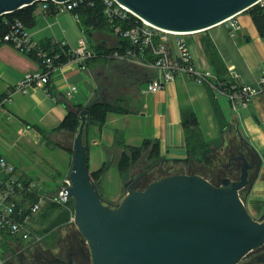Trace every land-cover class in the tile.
Returning <instances> with one entry per match:
<instances>
[{
	"label": "crops",
	"instance_id": "crops-1",
	"mask_svg": "<svg viewBox=\"0 0 264 264\" xmlns=\"http://www.w3.org/2000/svg\"><path fill=\"white\" fill-rule=\"evenodd\" d=\"M32 8L24 15L22 23L31 41L38 47H48L50 42L57 40L73 48L83 38L93 51L99 46L109 50L119 44L109 33L104 35V40L97 42L95 38L98 33L85 35L71 12L48 14L41 3ZM235 22V28L221 24L202 32L198 39L199 52L190 47L193 61L199 70L212 72L200 43L206 37L216 47L225 69L233 68L241 85L258 89V80L264 77V37L255 28L247 12L237 15ZM40 69L42 66L36 54H23L12 46H0V101L7 96L11 99L9 104L0 105V135L37 134L34 129L27 127V123L44 131L55 130L71 109L85 108L89 104L101 80L108 82L110 79L107 83L110 88L113 85H135L132 111L128 114L108 113L100 131L93 129L89 137L86 135L89 173L99 172L106 162L110 165L99 189L101 199L108 205L117 206L126 195V183L116 165L122 153L121 145L128 149H140L147 143L155 144L161 166L171 170L173 176L174 173L188 174L182 163L188 157L182 129L183 112L193 113L206 142L212 143L221 137L219 120L222 118L226 126H231L230 131L222 136L223 144L235 137L253 153L254 161L255 154L264 153V88L260 87L258 95L246 107L237 110L224 97L215 96L212 90L193 83L187 77L176 78L156 94H141L143 87L159 78L158 73L145 67L138 59H114L111 63L90 60L83 66L73 62L61 64L50 74L52 97L38 88H31L26 94L16 90L19 80L26 73ZM70 87H75L77 92L69 99L65 93ZM212 102L216 104L217 110H214ZM246 152L245 155H250ZM173 161L178 164L175 165ZM144 163L142 160L139 165L131 167L128 179L142 172ZM156 168L159 166L152 169ZM16 176L26 178L19 172ZM243 200L248 214L260 221L264 213V163L256 179L254 175Z\"/></svg>",
	"mask_w": 264,
	"mask_h": 264
},
{
	"label": "water",
	"instance_id": "water-1",
	"mask_svg": "<svg viewBox=\"0 0 264 264\" xmlns=\"http://www.w3.org/2000/svg\"><path fill=\"white\" fill-rule=\"evenodd\" d=\"M45 1L67 0H0V19ZM116 1L154 27L198 35L253 8L258 0ZM88 111L86 106L78 113L81 124L73 143L70 187L61 195L73 200L72 224L88 246L84 244V264H238L263 247L264 213L260 221L253 219L240 193L250 189L249 177L254 168L255 179L258 177L264 153L255 154V162L249 161L247 154L231 158L229 163L241 162L239 178H224L218 187L205 177L175 174L137 191L133 186L146 172L130 177L124 185L126 195L117 206L110 207L98 194L87 166ZM69 219L68 211H60L43 233L69 224ZM66 229L78 236L73 228ZM31 262L36 264L37 260Z\"/></svg>",
	"mask_w": 264,
	"mask_h": 264
},
{
	"label": "built area",
	"instance_id": "built-area-1",
	"mask_svg": "<svg viewBox=\"0 0 264 264\" xmlns=\"http://www.w3.org/2000/svg\"><path fill=\"white\" fill-rule=\"evenodd\" d=\"M40 3L48 14L73 13L83 5L93 8L96 3H99L102 6L109 34L120 41L127 42L130 46L123 54L118 51L113 52L110 58L122 61L138 59L145 67L158 73L159 78L143 87L141 94H156L166 85L173 83L176 78L187 77L193 83L204 85L212 90L215 96L224 97L228 103H231V107L237 110L246 107L248 102L258 95L260 87L264 88V77L258 80V89L245 84L241 85L238 82L239 76L233 68L227 69L226 82L220 81L210 71L199 70L187 43V37L192 35L167 32L154 27L143 19H139L116 0H67L61 3L54 1ZM253 8H257L264 19V0H258ZM74 18L80 23L76 14ZM235 18L236 16L227 19L222 25L235 28ZM1 23L0 46H12L23 54L34 53L42 66L40 71L26 73L19 80L15 88L22 94H26L31 88H38L52 97L49 89L50 74L61 66L62 63L60 64L59 60L62 57L66 59L65 63L73 62L81 66L97 58L94 51L89 49L85 38L80 39L73 48L66 42L57 40L50 42L48 47H38L31 41L25 27L17 19L7 21L2 18ZM2 25L6 27L4 33L1 31ZM76 92L75 87H70L65 94L70 99ZM10 101V97L7 96L0 105L9 104ZM61 181L55 195L45 193L44 196H40L36 183L29 182L26 185L21 182L14 168L0 154V237L8 235L15 244L21 246L38 243L40 237L37 233L41 229L37 220L48 203L56 206L57 213L68 211L69 224H72L73 200L61 196L62 191L70 187L68 174ZM50 196H53V199Z\"/></svg>",
	"mask_w": 264,
	"mask_h": 264
},
{
	"label": "trees",
	"instance_id": "trees-1",
	"mask_svg": "<svg viewBox=\"0 0 264 264\" xmlns=\"http://www.w3.org/2000/svg\"><path fill=\"white\" fill-rule=\"evenodd\" d=\"M35 5L29 6V7H24V9L11 13L4 18L9 21L12 19H17L20 23H22L23 17L26 13H29ZM95 7L91 8L89 6L83 5L81 8L78 10L74 11L73 13L76 14L79 18L80 24L83 28L84 34L85 35H92L98 30L104 29L106 32L109 33L106 20H104L103 13H102V6H100L99 3H96L94 5ZM249 16H251V19L253 21V24L255 28L259 31L260 35L264 37V19L263 16L260 14L259 10L257 8H251L246 11ZM0 19V24L1 23ZM24 26V24L22 23ZM1 31L4 33L6 31V27L4 25L1 26ZM193 36V35H192ZM189 36V37H192ZM118 40V39H117ZM119 41V44L112 48V49H104L102 47H98L97 50L95 49L94 53L97 55L96 59H92L91 61H98V60H103L107 62H112L114 60L113 58L111 59L110 56L112 55L113 52L118 51L120 54H123L124 51H126V48H129V44L124 41ZM201 46L203 48L204 56L205 59L208 61V64L210 66V69L212 71L213 75H216L218 79L222 82H226L228 79L227 75V69H225L222 61L219 59L216 47L212 44L210 39L203 37L201 39ZM66 62L65 58H61L59 60V63L63 64ZM134 90H135V85ZM119 86L113 85V87H97V90L95 91L94 97L91 99L87 107H89V111L87 115L85 116V122L87 125V136L89 137V134L93 129H96L97 131H100V129L104 126V118L108 113H120V114H128L129 112L132 111V106L128 107H122L121 103L123 102L124 99L122 98H116L114 99L113 102H106L104 99L107 97L108 90L113 89ZM105 100V101H103ZM1 102V101H0ZM121 102V103H120ZM118 104V105H117ZM214 110H217L216 104L212 102ZM85 110V108H78V109H71L66 118L63 120L62 124L58 127H56L55 130L51 131H44L43 129H39L37 126L28 124L27 127L30 129H34L37 134L42 138V140L48 145H50L52 142L49 141L50 137H56L57 135H65L69 137H74L78 133L79 126L81 124L80 119H79V114ZM220 118V117H219ZM181 119H182V129H183V134H184V141H185V148L187 150L188 157L187 159L182 162L183 165L185 166L187 172L189 175H197L200 177H205L204 174L200 175L197 172H194L195 166H202V164H207L209 165L210 163L208 162V158H215V152L219 149H222L223 145V140L222 136L225 134V132L230 131L231 126H226L223 123L222 118L219 120L220 124V133L221 137L217 139L216 141L212 143H208L204 140L203 135L200 133V130L197 126L196 119L193 116V113L191 111H186L181 114ZM234 141L233 145L237 148V154L240 156L241 154H245V151L249 152V149L247 147H244L243 143H239V140L236 139L235 137L230 140ZM118 144V143H117ZM121 144V143H120ZM119 144V145H120ZM61 147L59 144L53 143V146ZM121 150L122 153L119 156L118 161L116 162L117 168L120 172L121 178L123 179L124 183H127L130 179V169L131 167L133 168L136 165H139L141 161L143 160L144 165V170L149 171L154 167H161V172H167V174L163 175L162 177H159V179H153L145 183V185L141 188H139V185L143 183L144 177L142 180L135 184L133 188L137 191H142L145 189V187L154 181H159L160 179H164L171 175V170H168L167 168L161 166V158L158 156V149L156 148L155 144L150 145V143L145 144L142 148L140 149H135V148H126L123 145H121ZM247 153V152H246ZM248 155L250 158L254 159L253 153H250ZM2 156V155H1ZM236 156V157H238ZM3 157V156H2ZM4 158V157H3ZM235 158V157H231ZM5 159V158H4ZM231 160V159H229ZM228 160V161H229ZM140 162V163H139ZM175 165L178 163L173 161ZM229 163V162H228ZM104 166L101 168V170L97 173H90V179L92 182L97 185L98 187V194L101 197L100 194V185L102 182V178L104 177L105 173L109 169L110 165L109 162H106L103 164ZM240 163H232V167L229 169H223L220 171L223 175V179L227 178L231 180V177L228 176V172H230L234 167L238 166V170H240ZM15 173H17L19 166H13ZM143 170V169H142ZM187 174V175H188ZM239 174V171H238ZM141 175V174H140ZM138 175V176H140ZM175 175V173H174ZM136 176V177H138ZM23 176L18 177L19 180L26 185L31 182V178H25V180L22 178ZM134 177V178H136ZM56 179L55 177H53ZM208 179L207 177H205ZM213 184V182H210ZM215 186V184H213ZM58 191V189H57ZM56 191V192H57ZM125 192V189H124ZM54 194H48V195H55ZM32 199H35V196L32 197ZM58 212L56 206L52 203H48L46 206H44V209L42 210V213L38 217V224L42 225V227L45 229L46 226L51 222L52 218L54 215ZM43 229V230H44ZM41 232V231H40ZM39 232V233H40ZM42 233V232H41ZM40 235L42 236V234ZM48 234H45L42 237L47 236ZM264 246V245H263Z\"/></svg>",
	"mask_w": 264,
	"mask_h": 264
},
{
	"label": "rangeland",
	"instance_id": "rangeland-1",
	"mask_svg": "<svg viewBox=\"0 0 264 264\" xmlns=\"http://www.w3.org/2000/svg\"><path fill=\"white\" fill-rule=\"evenodd\" d=\"M97 37L95 41L104 40V35L107 34L104 29L98 30ZM202 35H193L192 37H187V43L189 47L195 49L199 52L200 46L198 44V39ZM201 56V54H199ZM202 57V56H201ZM203 61L204 58L202 57ZM110 81V79H108ZM108 81V82H109ZM108 82L100 81L99 87H110ZM134 86L124 85L118 88H113L108 90L107 97L104 99L106 102H113L116 97H125L121 103L122 107H128L135 104V92ZM103 100V101H105ZM118 105V104H117ZM0 154L5 158V160L13 167L19 166L17 170L19 173H23L28 179L31 178L32 182H36L39 187L45 190L46 194H54L60 186L61 180L71 171L72 158L74 155L73 152V143L75 140L74 137H69L65 135H57L56 137H50L49 141L52 142L50 145L44 142L38 134L27 133V134H13V135H0ZM53 143L59 144L57 147L53 146ZM234 141H228L226 144H223L222 149L217 150L215 158H208L209 165L202 164V166H195L194 172L201 173L207 177L209 182H213L216 187L220 185L221 180L223 179L221 170L228 165V160L231 157L238 156L237 148L233 145ZM246 152V151H245ZM239 165V163H238ZM143 173L145 172L144 167H142ZM238 166L234 167L228 176L232 180H238ZM167 172H161V167L156 169H151L146 171L143 183L139 185V188L143 187L145 183L153 179H159ZM55 177L56 179H54ZM251 178V177H250ZM249 178V180H250ZM252 179V178H251ZM25 180V179H24ZM247 193V188L240 193L241 199ZM110 207H113L110 205ZM33 227V226H32ZM66 228H73L76 234L80 236L77 227L75 224H66L62 231L64 234L66 232L69 234ZM37 236L42 238L45 242L46 247L50 250L52 254H57V246L55 245V238L58 237L57 231L48 233L47 236H44L43 227L40 225ZM42 233H41V232ZM42 236L40 235V233ZM62 233V234H63ZM11 244V246H10ZM86 248L88 246L86 242L84 243ZM32 246V245H31ZM31 246H21L15 244L8 235H2L0 237V264H6L8 260L19 258L18 254H27L31 249ZM46 249V248H45ZM264 246L261 249H256L253 252L249 253L248 256L243 258L238 262V264H264ZM263 260V261H261ZM31 261L36 262L35 259Z\"/></svg>",
	"mask_w": 264,
	"mask_h": 264
},
{
	"label": "flooded vegetation",
	"instance_id": "flooded-vegetation-1",
	"mask_svg": "<svg viewBox=\"0 0 264 264\" xmlns=\"http://www.w3.org/2000/svg\"><path fill=\"white\" fill-rule=\"evenodd\" d=\"M249 161L255 162L254 159L250 157ZM232 163L241 164L240 161H232L231 163H228L227 166H225V169L231 168ZM144 173L142 171L140 173L135 174L134 177ZM253 174H255V168L250 174V177L252 179L254 177ZM251 178L249 182L252 181ZM140 181H138L137 183H139ZM65 225H61L59 226V228L53 230L57 231L58 234V237L55 238V245L57 246L58 254L56 257H52V255L50 254V250L45 245L46 241H43L42 238H40V241L38 243L33 244L31 246V249L27 252V254H21L22 256L17 259L8 260L6 264H34L33 262H31L32 259L37 260L36 264H66L68 262H71L73 264H84L86 259V253L84 250L85 241L79 235H70L67 232L66 234H64L62 229Z\"/></svg>",
	"mask_w": 264,
	"mask_h": 264
}]
</instances>
